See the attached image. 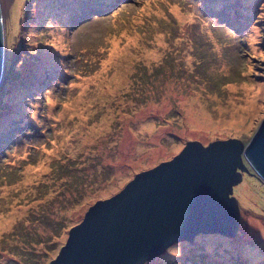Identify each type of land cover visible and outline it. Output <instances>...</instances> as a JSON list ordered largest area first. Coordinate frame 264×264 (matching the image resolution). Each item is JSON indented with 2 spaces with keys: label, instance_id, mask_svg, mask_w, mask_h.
<instances>
[{
  "label": "rangeland",
  "instance_id": "374dc122",
  "mask_svg": "<svg viewBox=\"0 0 264 264\" xmlns=\"http://www.w3.org/2000/svg\"><path fill=\"white\" fill-rule=\"evenodd\" d=\"M10 3L0 264H51L136 174L189 141L248 144L264 119V0H115L100 16L78 0ZM243 178L234 235L200 234L145 264H264V182Z\"/></svg>",
  "mask_w": 264,
  "mask_h": 264
},
{
  "label": "water",
  "instance_id": "95a60500",
  "mask_svg": "<svg viewBox=\"0 0 264 264\" xmlns=\"http://www.w3.org/2000/svg\"><path fill=\"white\" fill-rule=\"evenodd\" d=\"M5 27L0 0V84ZM245 173L264 182V119L248 144L189 141L172 160L136 174L89 209L50 263L145 264L200 234L232 236L240 225L234 188Z\"/></svg>",
  "mask_w": 264,
  "mask_h": 264
},
{
  "label": "bare ground",
  "instance_id": "6f19581e",
  "mask_svg": "<svg viewBox=\"0 0 264 264\" xmlns=\"http://www.w3.org/2000/svg\"><path fill=\"white\" fill-rule=\"evenodd\" d=\"M10 2H11V0H1L2 8H3V13H4V21H5V24L8 23V21L10 19V12H11V3ZM78 2H79V4L83 5V8H85L88 12H90L91 14H94V15H98V16L106 13L108 11V9H109L108 8V5H107V2L105 0H78ZM75 20H81V19H79V17L77 15H75L74 16V21ZM251 50H252V52L255 51L254 49H251ZM117 54H119V53L116 52V55ZM127 59L131 60L132 59V56L131 57H128ZM129 60H127V61H129ZM99 79H100V75L96 76V80H99ZM79 99H81L86 104L89 103V101H86V100L83 99L82 94L79 96ZM194 102H197V103H200V104H204L203 102H200V101H194ZM91 108L92 107L89 106V107L86 108L85 111H82V108H81V112H80V115H79V120L81 122H83V121L91 122V120L87 116V113L90 112ZM145 109L146 110H151V109L146 108V107H145ZM158 116H159V111L157 110L156 117H158ZM157 119H159V118H156V120ZM207 120H208V117L206 116L204 118V121H207ZM193 122H195V121H193ZM156 123H157V121H156ZM156 123L154 125V129H152V125L149 124V122H146L144 124V129L145 130H149L150 132H153L155 130ZM238 126H239V124H237V126H235L233 129L237 128ZM217 130H218V132H222L219 129H217ZM228 131H232V130H229V129H224L223 130V132H228ZM120 180H122V179H120ZM241 193H244V191L242 190ZM24 211H25V214H27V212L29 211V209H26L25 208Z\"/></svg>",
  "mask_w": 264,
  "mask_h": 264
},
{
  "label": "clouds",
  "instance_id": "9594fccd",
  "mask_svg": "<svg viewBox=\"0 0 264 264\" xmlns=\"http://www.w3.org/2000/svg\"><path fill=\"white\" fill-rule=\"evenodd\" d=\"M79 3V2H78Z\"/></svg>",
  "mask_w": 264,
  "mask_h": 264
},
{
  "label": "trees",
  "instance_id": "16d2710c",
  "mask_svg": "<svg viewBox=\"0 0 264 264\" xmlns=\"http://www.w3.org/2000/svg\"><path fill=\"white\" fill-rule=\"evenodd\" d=\"M69 45V44H68Z\"/></svg>",
  "mask_w": 264,
  "mask_h": 264
}]
</instances>
